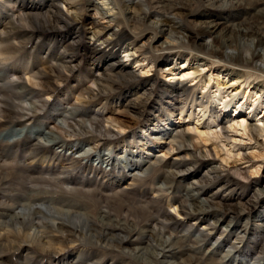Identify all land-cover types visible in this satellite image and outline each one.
I'll list each match as a JSON object with an SVG mask.
<instances>
[{
	"label": "bare ground",
	"instance_id": "6f19581e",
	"mask_svg": "<svg viewBox=\"0 0 264 264\" xmlns=\"http://www.w3.org/2000/svg\"><path fill=\"white\" fill-rule=\"evenodd\" d=\"M72 1L71 4L75 5L77 3L76 6H79V8L75 12L67 11L63 13L60 8L61 3L57 0H0V91H4L8 95V97L0 95V122L5 120L18 122L17 125H12L13 128H9V125H6L5 130L0 131V146L5 141L10 142L19 138L21 139L27 128L25 127L26 125L21 127V123L29 116H33L34 118L36 116L34 127L28 130L26 136L31 146L29 149L32 152L31 156L34 157L42 154L41 164L50 158L49 160L51 161L62 163V167L66 166L69 168L73 164H77L81 160L80 158L83 160L88 159L89 151L95 150L94 147H89L84 156L77 154V157L72 155L67 157L64 151L69 144L74 143L68 149V151H73V146L79 144L78 142H81L85 137L99 139L97 141L102 144L107 143L106 141L109 137L115 136L112 134L113 131L106 129L103 131V123L106 122L110 126H113L112 123L120 121L118 118L108 116L100 119L102 115L97 114L95 118L84 119L87 112L81 106H76L74 103L66 106L62 112L60 110L58 116L52 117L49 113L44 119L52 120L54 124L50 126L46 123H39V119L37 118L39 106L35 102L27 103L30 98L26 99V93L32 92L34 96H38L39 98L42 95L36 90L40 91V93L43 92V94L44 92H53L57 89V82L65 76V73H72L76 70L78 60L76 62L75 58L79 50H82L81 54L83 59L88 63V66L97 69L99 75L98 73L95 75L91 73V75L87 76L95 88L93 90L91 86H88L78 91L77 98L79 101L77 100V102L82 103L85 99L89 102L99 100L102 96L107 95L106 91L120 84L119 87L122 88L133 87L118 98L122 105L121 112L129 113L133 111L137 104L142 103L139 102L142 99L147 98L149 101L155 94L156 87H159V85L154 79H143L140 75L135 74L131 68H128L116 58L117 52L125 49L124 58L128 59L127 61L130 59L132 61L137 60L139 66H148V69L154 68L155 70L158 69V71L165 68L170 72V76H176L177 74L173 73L179 70V68H175L178 61L171 62L170 58L174 57L175 60L182 59V63H184L182 68L186 69L181 71V79L193 82L197 78L195 74L198 73L199 66L195 65V61L191 62L187 57L188 53L194 51L223 64L222 67L215 68L217 71L214 70L217 77L214 80L215 83L211 82L213 81L211 77L214 76L212 71H209L210 74L208 76L202 78V83H200L202 88L205 90L209 88L214 95H216L217 91H224L223 93H225L226 88L227 90L232 89L231 92L234 91L239 94L234 98L237 99L242 95L241 98L245 99V102L241 105L240 101L242 99L239 98L238 103L232 100L229 103V105H232L220 107V110L218 109L219 112H217L218 114L216 115L215 111H213L212 116L220 120L224 116L227 117L231 109H233L231 112H235V114L240 113L243 107H248L250 113L253 110L255 112V110L259 109L258 105L261 103V98L264 99V84L263 86L255 84L253 81L249 82V79L255 74H258V78L264 77V0H254L249 4L247 3L243 11L240 12H244L246 16V18L242 19L241 23H231L222 27L219 20L213 18V20H208L206 23L198 25L197 36L185 32L178 24H174L170 20V18H174L175 16L173 11L186 9V4H189L193 0H141V4L127 2L125 11L121 8L125 4H123L124 0H102L98 5L93 0H85L86 7H88L87 10L94 11L104 21V25L93 19L86 24L88 44H81L82 37L84 36L80 29L82 27L81 24H83L81 11L83 10V5L81 6L83 0ZM199 1L201 0H197V4ZM210 1L222 2L220 8L223 10L229 3L225 2V0ZM107 3L108 6H111L110 10L101 7L102 4L107 5ZM139 7L145 8V11H141L137 15L135 13ZM230 7L233 6L230 5ZM237 9L239 10V6ZM114 11H117V14ZM126 15L128 16L127 18ZM115 16H118L120 20L116 21ZM127 20H134L135 27L133 29L127 27ZM114 22L126 26L116 31L112 28ZM136 25L144 26L146 29L136 32L139 30ZM109 31L111 33L107 35ZM41 34L50 36L49 39H46L48 43L42 44V49L46 50V57H40L37 60L36 57H31L30 55L29 58L15 61L18 49L25 48L34 37H37L39 40ZM54 34L61 36H54ZM159 35L165 36L170 42H166L165 40L164 42H160V46H157ZM142 38L145 39L148 45L146 51L143 53V47L131 49L132 43ZM240 40H244L246 43L241 44ZM57 48L59 49L57 50ZM178 49H182L187 54L174 52L175 54L173 55H166L161 62L153 54L164 50L170 53ZM134 57H137V59H134ZM98 60L99 62H97ZM8 62L10 63V70L7 69V71L19 74V77H17L19 83L5 81ZM146 62L148 64H145ZM227 66L245 71V73L240 72L231 77L230 81L233 84H236V82L247 84L246 90H250L248 93L255 94L252 98H255L258 94L259 99L255 98L250 102V98H246L251 97V95L247 93V96H244L245 89L240 91L233 86L222 83L226 77L233 76V71L227 70ZM21 70L27 72H22ZM24 77H26L27 84L29 83L28 87L21 83ZM245 77L244 82L242 78ZM161 87H163V95L158 102L163 101L167 103L168 101V103L175 102L179 104L178 102L182 101L185 104L188 98L194 94V92H189L188 86L182 82H178L172 86L164 82V85ZM12 94L16 100L11 99L10 95ZM220 95H218V98ZM38 103H42V106H44L43 101H39ZM210 104L214 105V102ZM203 105L205 104L202 103ZM182 107L179 109L181 110L180 114H177L180 119L176 124L181 122L182 115L184 114L182 112L184 107ZM171 118L167 115L166 120H164L170 122L171 127L168 128L167 126L169 125L167 123L166 127H161L164 131L163 134L157 133L155 137L158 139L161 135L162 137L168 136V146L170 147L168 150L172 152L177 151V157L171 161H164L162 158L154 157L152 160L147 161L148 166L143 169L141 160L147 157L144 156L145 158H142L143 155L141 153L148 148L146 143H139L141 145L139 146L138 153L134 152L135 155L132 151H129L133 149L132 147L128 148L126 146L120 148V150H123L122 152H125V155L117 156L118 159L117 157L116 159L122 162L121 158L123 157L126 164H122L120 167L127 169L125 172H129L130 178L134 181L136 180L137 184L131 183V186L136 187L132 191H127L128 188L126 187L119 192H121L122 196L137 193L140 188H143L147 184L145 181L147 177H150L154 183L156 180L154 177L163 173V177L158 181L160 185L155 191L164 195H172L171 200L176 205L175 209L178 207L180 217L184 219L195 217L197 221L200 219L202 222H205L203 229H207L209 232L214 233V235L219 230L220 234H218V237L224 236L223 240L218 242V239L209 247L206 245L207 240L205 238L207 235L201 232L197 236L185 235L177 237L175 234L181 229V224L174 223L171 218L166 217L163 213L159 217H154L148 213L147 209H144L145 205H143L141 199L136 202V205H132V207H128L124 203L118 204L119 198L117 197V192L113 193L111 197L102 196L99 200L112 210L115 209L117 215L125 217L123 220L120 219L121 221H117V219L111 220V216L105 215L99 219H93L76 212V210L74 212L66 209L62 210L47 205L48 203L22 205L20 202L22 197L15 190L14 194L10 195L11 200H14V202L11 204L0 203V249L19 251L21 255L23 252L50 255L56 257L55 260H58L57 264H80L82 261L80 257L81 253L77 251L74 254V250L78 245L96 247L101 252H104L102 254H107L108 256L116 253L121 254L123 258H121L119 264H244L246 259L252 260L251 264H264V231H262V227L264 226H261L264 223V214H258L260 216L257 217L258 221L256 220V222H262L261 224L256 223L257 225H251L249 223V216L246 213L249 210L253 211L256 204L264 200V189L254 188L252 191L254 195L252 197L251 195L246 196L245 192L235 194L234 188L220 175L217 166H212L211 164L204 174H199L198 171L191 172L194 166L185 163V160L190 158L196 161V154H199V152L195 148L191 151L188 131L172 128L175 123H171ZM157 120L160 121L159 118ZM26 121L27 123L31 122L30 119ZM236 127L241 129L251 139H264V127H259L251 122L245 123L244 120L237 124ZM118 129H121V127L118 126ZM58 133H62L70 141L61 140ZM37 136H41V138L39 139ZM83 140L82 143L87 142ZM131 142L133 143L134 141ZM131 142L128 145H132ZM66 143L69 144L64 148ZM87 144H90V142H87ZM173 145H175V148ZM262 145L264 146V142ZM3 153H6L5 150H3ZM96 161L106 164V168H109V174L105 175V178L107 176L111 177L109 179L116 182L119 178L122 179L125 176L123 174L120 177L119 173H116V162L113 161V157L105 158L104 155H98ZM139 168L140 170H138ZM5 169H7L6 162L0 161V171ZM131 169L136 170L130 173ZM137 171H141V173ZM22 172L19 170L16 172L17 177L21 180L20 182L29 181V179L23 176ZM21 175L23 177H20ZM115 178L116 180H114ZM176 179H179V184L185 180H189V182L182 188L180 185H175L172 182ZM2 182H4V176L0 173V183ZM152 182L151 185H153ZM27 184L31 183L28 182ZM208 185H212V188L215 186L214 191L209 195L208 190L210 188L206 187ZM2 191L4 193L8 192V194L11 193L8 190ZM24 195L25 192H23L22 196L24 197ZM249 197L251 198L249 199ZM159 203L158 201L153 202L154 209L159 206ZM135 208L142 209L143 214L139 215V213L135 212ZM261 208L264 210V206L261 205ZM228 210H231L230 214L237 215L235 221H232L233 217H231L228 222H224L225 218L222 217L227 214ZM126 214H130L135 218L137 224L129 226V221L127 220L129 217ZM213 219L214 221L211 222ZM241 219L245 221L244 223L242 222V225L240 223ZM142 222H145V225L143 228H139ZM147 223H150V226ZM249 226L258 227L256 232H261V234L257 235L258 241L256 240V235L252 234L253 231L248 229ZM157 227L158 229H156ZM166 234L168 238H165ZM251 236L255 237L256 244L248 248L245 242ZM236 241L239 244H243L240 249L235 245L234 242ZM143 243L144 246H141ZM202 244L203 247L205 245L208 247L206 250L208 252L206 260L198 256V253L201 252ZM222 246L227 248L226 253L213 260L216 253L223 252L221 250ZM67 250L70 251L68 254L65 253ZM95 260L97 261L96 264L100 263V259ZM86 261L84 260L82 264H86Z\"/></svg>",
	"mask_w": 264,
	"mask_h": 264
},
{
	"label": "rangeland",
	"instance_id": "374dc122",
	"mask_svg": "<svg viewBox=\"0 0 264 264\" xmlns=\"http://www.w3.org/2000/svg\"><path fill=\"white\" fill-rule=\"evenodd\" d=\"M57 1L61 3L60 8L62 9L63 13H66L67 11L75 12L76 9L79 8V6H76L77 3L75 5L71 4L73 2L72 0H67V1L57 0ZM93 1L95 4L98 5L101 3L102 0H93ZM253 1L254 0H230V1L225 0V2H229V3L227 7L224 8L223 10L220 8L222 2L217 3L216 1L201 0L197 4V0H193L189 4H186L185 6L186 9H179L177 11H173V14L175 16L174 18H170V20L172 21V23L178 24L182 29H184L185 32L192 34L193 36H197L198 25L206 23L208 20H213V18L219 20V22L222 24V27L227 26L231 23H235V24L238 22L241 23L242 19L246 18V16L244 15V12L243 13L240 12L243 11L247 3L249 4ZM127 2H135L141 4V0H124L123 4L124 3L125 4L124 6L121 7L123 11H125L127 8ZM85 3H86L85 0L81 2V6L83 5V10H81L83 17V21H82L83 24H81L82 27L80 29L82 34H84L81 40V44L89 43L87 37L88 32L86 30L87 27L86 24L90 20L93 19L104 25L103 24L104 21H102L99 18V16L95 14L94 11L87 10L88 7H86ZM173 4H175V2H173ZM230 5H232L233 7H230ZM238 6H239V10L237 9ZM101 7H103L106 10H110L111 8V6H108V3L107 5L102 4ZM141 11H145V8L139 7L138 9H136L135 14L138 15ZM116 12L114 11V13ZM127 17L128 16L126 15V18ZM115 19L116 21L118 19L120 20L118 16H115ZM133 21L127 20L128 28L133 29L135 27L134 26L135 22ZM125 26L126 25L124 24L120 25V24H116L115 22L114 24H112L113 30L116 31L123 29V27ZM136 27L137 29H139L136 32L144 31L146 29L144 26H140V25H136ZM110 33L111 31H109L107 35ZM54 36H61V35L54 34ZM49 37L50 36H47V34H41L39 40L37 39V37H34L27 44V46H25V48L20 50L18 49L17 56H15L14 60L15 61H20L21 59L24 60L26 58H29L30 55L31 57H36L37 60L40 57L45 58L46 50L42 49V44L45 43L46 39L47 38L49 39ZM157 40L159 42L157 46H160V42H164L165 40L166 42H170L169 39H166V37L163 35H159ZM46 43H48V41ZM240 43L244 44L246 43V41L240 40ZM147 46H148L147 42L145 41L144 38H142V39H138L137 41H134V43H132L131 49L143 47V53H144L146 51ZM58 49L59 48H57V50ZM140 51L142 50L140 49ZM81 52L82 50H79V52L76 54L77 57L75 58L76 62L78 60V67L74 72L64 74L65 76L57 82L56 90H54L53 92L51 91L46 93L44 92V94L43 92L40 93V91L36 90L37 92H39L40 95H42L39 98L38 96H34L32 92H30L31 94L28 92L25 94V96L27 95L28 97V98L26 97V99L30 98L29 101H27V103L35 102L40 108L37 114L39 123L41 124L46 123L50 126H53L54 124L52 120L44 119L49 113L51 114L52 117L55 115L58 116V114L62 112L66 108V106L74 103L76 104V106L79 107L81 106L82 109L87 112V114L84 116V119L95 118L96 117L95 115L97 114H99L100 116L102 115L101 116L102 118L100 119L106 118L108 116L118 118L120 121H116L112 123L113 126H110L106 122H105L106 124L103 123V131L104 129L113 131L112 134H114L115 136L109 137L108 140L106 141L107 143H102V144H100L97 141L99 139L85 137L83 138L85 140L83 139L82 140L90 142V144H87V142L82 143L81 140V142H78L79 144L73 146L72 148L74 149L73 151H68V149L71 148V145H74V143L71 142H69L71 144L66 143L64 148H66L67 145L69 144V146L64 151L67 157H70L71 155L76 156L77 154H82L84 156L87 149L89 150V147H94L95 149L94 151L91 150L92 153L91 151H89L90 153L88 159L83 160L82 158H80L81 160H79L77 164H73L69 168L66 166L62 167V163H60L59 161L57 162L51 161L49 160L50 158L47 161L43 162V164H41L42 154H40L41 156L38 155L33 157L31 156L32 152L29 151L31 146L26 136L28 130L34 127V120L36 118V116L35 118L33 116H29L24 120L25 123L24 122L21 123L22 124L21 127L25 125H26L25 127H27L26 132L21 137V139L19 138L18 140H12L10 142L5 141L4 143L1 144L2 147L0 146V161H5L7 164V169L0 171L1 175L4 176V182L0 183V203L11 204L12 202H14V200H11L10 195H13L14 191L17 190L18 193L20 194V197H22V200H20L22 205H26V204L38 205V204L48 203L47 205H50L58 209H62V210L66 209L73 212L76 210V212H79L82 215H85L93 219H99L100 217H103V215H105V216H111L112 218L111 220L117 219V221H121L125 219V217L117 215L115 209L112 210L111 208L107 207L105 204H102L99 200V198L102 196L111 197L113 193L117 192L118 194L117 197L119 198L118 204L124 203L128 207L130 206L132 207V205H136V202L139 199H141L143 205H145L144 209L145 210L147 209L148 213H150L154 217H159L163 213L166 217L171 218V220H173L174 223L177 222L178 224H181L182 225L181 229H179L178 233L175 234V236L177 237L185 236V235L197 236L198 233L201 232L207 235L205 239L207 240L206 245H208L209 247L210 245L214 244L216 240L219 239L218 242L223 240L224 236L218 237V234H220L219 230L216 231L214 235V233L209 232L207 229H203L204 228L203 224L205 222H202L200 219L197 221L195 217H191L188 219H184L180 217L178 207L175 209L176 205L171 200L172 195L170 194L164 195L162 193L155 191L156 188L159 187L160 185V182L158 181H160L161 178L163 177L164 175L163 173H160L159 175H156L154 177L156 179L154 183L151 181L152 179L150 177H147L145 179L147 184H145L143 188H140L141 192L143 193H141L139 190L137 193H133L127 196H122L121 192H119L120 190H123L127 187L128 188L127 191H132L136 187L131 185L137 183L136 180L134 181L132 178H130L129 172H125L127 171V169L120 167L122 166V164L124 165L126 164L125 161L123 160V157L121 158L123 163L121 162V160H117L118 157L125 155V152H122L123 150L122 149L120 150V148L126 146L128 148L132 147L133 148L132 150L129 149L126 150H129L130 152L132 151L133 154L135 155L134 152L138 153V150L140 148L139 146L141 144L139 143H146L148 145V148L145 149L143 153H141V155H143L142 158H145L144 156L147 157L144 160H141V165L144 167V168L142 167L143 169H145L148 166L147 161L152 160L154 157L162 158L164 161H171L175 159L178 154L177 151L172 152L168 150L170 148L168 146V140H167L168 136L162 137L161 135V137H159L158 139L155 137V134L157 133L163 134L164 131L163 129H161V127H166L165 125H167V123L169 125L167 127L168 128L171 127L170 122L164 121L166 120V117L168 115L172 117L171 123H175V125L172 128H179V129H184V131H188V140L190 142L191 151L193 148H195L199 152V154H196L197 155L196 161H193V159L190 158L185 160L186 161L185 163L194 166L191 172L198 171L199 174H204V172H206L210 164L212 166H217L218 170L220 171V175L234 188L235 194H241V192H245L246 196L251 195L252 197L254 195V193L252 192L254 188L264 189V146L262 145L264 139L262 138L257 140L251 139L247 134L245 135L241 129L236 127V125L239 124L242 120H244L246 121L245 123L251 122L255 125H258L259 127H264L262 126L264 124V99L261 98V103L258 105L259 109L255 110V112L253 110L250 113V109L248 107H243L240 113L235 114V112H231L233 111V109H231L229 111L230 114L227 117L224 116L219 120L214 116H212V114L214 113L213 111H215V114L217 115L218 114L217 112H219L220 107H227L232 105V104L229 105V103L232 100H235V103H238L239 100L242 99L241 98L242 95H240L241 97H238L236 99L234 97L239 94L235 93L234 91L231 92L232 89L227 90V88L225 90V93H223L224 91L221 92L217 91L216 95H214L212 94V91H210L209 88L207 90L202 88V86H200V83H202V78H204V76H208L210 74L209 71L213 72L214 76L211 77L213 79V81L211 82L215 83L214 80H216L217 78L215 72L217 70H215V68L222 67L223 64L218 63L217 60L209 59L204 55H201L200 53H196L194 51L188 53L189 55L187 58H189L191 62L195 61L194 64L199 66L198 69L199 71L198 73L195 74V76H197L196 80H194L193 82H189L181 79L182 78L181 71L186 69V68L184 69L182 68L184 65V63H182V59L175 60L174 57L170 58L171 62L178 61L177 65H175V68H179L178 71L173 73V74H177L176 76L174 75L170 76V72L165 68L161 69V71H158V69L155 70L154 68L148 69L149 68L148 66H143V67L139 66L137 64L138 62L137 60L132 61V59H130L129 61H127L128 59L124 58L125 56L124 53L126 52L124 49L117 52L116 58H118V60L124 63L128 68H131V70L135 74L140 75L143 79H149V78L154 79L155 82L159 85V87H156L155 94L152 96V98H150L149 101L147 98L142 99L141 101H139L142 103L138 102L139 104H137L136 107L133 109V111L129 113L121 112L122 105L120 100H118V98L120 97L121 94L126 93L127 91L131 90L133 87L122 88L119 87L120 84H118L111 90L106 91L107 95L102 96L99 100H92L89 102L87 99H85L82 101L83 103L82 104L81 102H77V100L79 101V99L77 98L78 91L88 86H91L92 89L94 90L95 86L91 84V80L90 78H87V76L91 75V73L95 75L99 71L97 69H93L94 67L88 66V63L83 59ZM174 52L175 53L179 52L184 55L187 54V52H184L182 49H178L170 53L166 50L158 51L153 54L155 55V57H158L159 61L161 62L164 60V57L166 55H173L175 54ZM134 59H137V57H134ZM97 62H99V60ZM7 64L8 65L6 67V72H5L6 74L5 81L7 80L12 83L14 82L19 83V80L17 79V77H19V74H14L13 72L9 71L10 63L8 62ZM145 64H148V62H146ZM7 69L9 70L7 71ZM227 70H232L233 76L226 77L225 80L222 81V83H226L229 86H233L235 89H238L240 91L241 90L243 91V89H245L244 96L248 92H250V90L249 91L246 90L247 84L241 83L242 82L241 80H240L241 84H239L238 82H236V84L235 83L233 84V82L230 81L231 77H234L238 73L240 72L245 73L244 70L241 69L237 70L236 68H231L228 66H227ZM21 71L27 72L23 70ZM246 72H250V71H246ZM257 75L258 74L253 75L249 79L250 80L249 82L253 81V83L255 84L257 83L263 86L264 77L258 78ZM25 78L26 77H24L23 82L21 81L20 82L28 87L29 83L27 84V80ZM245 79L246 77L242 78L243 81ZM164 82H167V84H169L170 86L176 85L178 82H182L183 84L188 86V91L194 92V94L192 97L188 98L185 104L182 101L181 102L179 101L178 102L179 104H176L175 102L168 103V101L167 103L163 101L158 102L160 97L163 95V87L161 86L164 85ZM248 94H250L251 97H248L246 99L250 98L249 99L250 102L253 101L255 98L259 99V96H257L258 94L256 95L255 98H252L255 96V94L252 93H248ZM0 95L1 96L5 95L8 97L7 93H4V91H0ZM218 95H220L219 98ZM10 97L12 100H16L13 94L10 95ZM0 101H1V97H0ZM39 101H43V105L45 107L42 106V103H38ZM201 102L205 104L203 105L204 107L202 106ZM211 102L212 103L214 102V105L210 104ZM244 102L245 99H242L240 101V105L243 104ZM180 107L183 108L182 112L184 114L182 115L181 122H179V124H176L177 121L180 119L179 115H177L180 114L181 112V110H179ZM225 109L227 110V108ZM157 118H159L160 121H158ZM27 119H30L31 122L27 123L26 121ZM13 121L14 120H9V121L5 120L0 122V131H3V129L5 130L6 125H9V128L10 127L13 128V126L18 124V122L15 121L13 122ZM117 125L121 127L123 131H121V129H118ZM58 135L61 137V140L64 139L70 141L69 139H66V137H64L62 133H58ZM37 137H39V139L41 138V136H37ZM131 141L134 142L132 143ZM130 142L132 143V145H128L130 144ZM173 146L175 148V145ZM3 150H5L6 153H3ZM167 151L170 154L166 153ZM98 155L100 156L104 155L105 158L113 157V161L116 162L115 163L116 173H119L120 177L123 174H125V176L122 179L119 178V180H117L116 182L112 181V179H109L111 177L107 176V178H105V175H108L109 174L108 172L110 170L109 168H106L107 166L106 164L99 163L98 161H96ZM66 168H68L69 170ZM18 170L20 172L23 171L22 172L23 176L29 179V181L21 183L20 182L21 180L17 177V173H16ZM135 170L136 169L134 170L131 169L130 173H132ZM138 170H140V168ZM141 171H137V172L141 173ZM23 176L21 175L20 177ZM114 180H116V178ZM6 182L7 184H5ZM28 182L31 184H27ZM151 182L153 183V185H151ZM172 182L175 185L177 184L180 185L182 188H184V185H187L189 180H185L181 184H179L180 183L179 179H176ZM206 187L210 188L208 190L209 191L208 195L211 194L215 189V186L214 188H212V185H208ZM2 190H8L11 193L10 194H8V192L4 193ZM23 192H25L24 197L22 196ZM251 197H249V199ZM170 200L171 202H169ZM156 201L160 203L159 206H157V208L154 209L153 202ZM261 205L264 206V200L258 202L253 211L249 210L248 212H246L247 216H249V223H251V225H254L256 223L259 224L262 223V222H256L257 217L260 216L258 214L261 213L264 214V210H262L263 208H261ZM135 209H136L135 212L139 213V215L143 214L142 209L140 208H135ZM230 211L231 210H228L227 214H225L224 217H222L225 218L224 222H228L231 219V217H233L231 219L232 221L236 220L235 218L237 215L230 214L231 213ZM126 216L129 217L127 218V220L129 221V226H133L137 224V222L135 221L136 219L133 218L130 214H126ZM213 221L214 219L211 220V222ZM242 222L244 223L245 221L241 219L240 221L241 225ZM148 224L150 226V223H147V225ZM144 225L145 222H142V224L139 225L141 226L139 228H143ZM262 225L264 226V223H262L261 226ZM249 227L248 229L253 231L252 234L256 235V240L258 241L257 235L261 234L260 231L256 232L258 227L257 228H255L254 226H251L250 228ZM156 229H158V227ZM262 231H264V227H262ZM165 238H168L167 234L165 235ZM254 238H255L254 236H251L245 242L248 245L247 246L248 248H251L256 244V240ZM234 243L239 249L243 246V244L242 243L239 244L238 241ZM206 245L205 247H203L202 244L201 252L198 253V256L203 257V259L205 260L208 256L207 255L208 252L206 251L208 247H206ZM141 246H144V243ZM221 248L223 252L221 251V253L220 252L216 253L215 258L213 260L221 257L224 253H226L227 248H225V246H222ZM69 250H67L65 253L68 254L70 252ZM77 251L81 253L80 257L82 261L80 262V264H82L84 260H87L86 264L89 263L96 264L97 261L95 259H100L99 264H119L121 258H123L121 254H117V253L111 256H108L107 254H102L104 252H101L100 249L91 246L78 245V247L74 250V254H76ZM55 259L56 257H52L50 255H46L42 253L37 254L31 252L29 253L23 252V254L21 255L19 251L16 252L9 249H4V250L0 249V264H57L58 260ZM251 262L252 260L246 259L244 264H251Z\"/></svg>",
	"mask_w": 264,
	"mask_h": 264
}]
</instances>
